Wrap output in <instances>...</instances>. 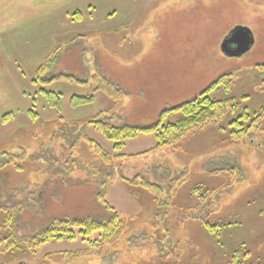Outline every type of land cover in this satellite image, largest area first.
<instances>
[{
    "label": "rangeland",
    "instance_id": "rangeland-1",
    "mask_svg": "<svg viewBox=\"0 0 264 264\" xmlns=\"http://www.w3.org/2000/svg\"><path fill=\"white\" fill-rule=\"evenodd\" d=\"M158 1L135 0L132 10L130 3L127 9L120 10L122 1L117 2L116 12L122 15L109 16L108 30L86 29L85 21L75 13V41L65 44L57 64L44 72L46 77L67 74L73 80L63 78L49 87L35 82L27 66L37 63L36 53L40 52L34 50L22 52L27 58H23L25 65L18 68L21 80L11 75L8 78L4 76V66L14 61L6 58L4 51L0 52V151L16 156L14 162L0 169V205L10 206L25 200L24 211L17 218L21 227L19 235H35L55 219L111 217L96 199L101 190L99 182L87 172L80 169L65 179L57 178L45 170L43 160L32 156L48 144L63 162L67 159L62 155L61 143L51 142L53 133L64 121L79 122L81 132L111 153H117L113 150L114 142L87 122L104 111L105 121L120 125L116 109L122 100L116 102L104 91H95L96 81L85 82L90 75L100 72L115 86L123 87L124 94H129L123 100L124 111L129 110L128 103L133 112L124 123L138 121L139 126L155 123L160 110L153 111L163 102L162 94L180 87L186 79L187 83L197 77L196 81H200V73L203 87L213 73L218 72L214 81L230 74L231 90L219 88L211 96L234 98V109H229L221 127L209 125L190 133L174 151H160L145 159L119 164L114 161L115 179L107 185L104 198L121 215L125 225L114 248H106L98 255L74 257L71 253L86 247L79 239L54 240L43 244L36 253L27 250L11 253L0 245V264H231L235 251H240L242 259L250 252L244 257V264H264V119L260 130L241 140L231 137L230 124L244 108L250 114L264 108V0H197L191 4L190 14L185 10L182 15L180 9L167 8V4ZM102 3L105 8L106 2L96 3L97 15ZM43 4V0H0V34L21 27L24 20L20 18ZM134 10L138 11L130 13ZM182 22H188L189 26L184 28ZM35 23L27 20L33 34L41 30L35 28ZM103 23L106 24L104 20ZM194 24L197 28H191ZM239 25L253 31L255 44L242 56H225L221 43ZM188 28L193 30L186 32ZM11 53L18 58L20 52ZM195 54L203 66H163L170 56L191 59ZM214 63L219 67L214 68ZM38 66L29 70L35 72ZM181 69L191 75L181 76ZM23 72L27 74L24 76ZM38 82L42 83V79ZM58 83L67 92L61 94V112L51 107L41 93L57 91ZM147 92L150 96L139 95L146 96ZM88 95L92 99L78 106L71 102L73 97ZM10 111L15 113V120L2 123V116ZM30 111L37 113L36 121L30 120ZM155 144L154 134L144 133L126 141L121 152L138 153ZM81 157L93 168L106 167L87 146L81 150ZM119 165L129 178L142 173L152 182L165 185L186 171V181L173 198H164L167 206L157 217L152 195L143 187L121 181ZM30 194H34V199L27 200ZM4 219L5 214L0 210V240L8 236L6 228L1 226ZM206 222L213 226L212 232ZM61 252H67L66 257Z\"/></svg>",
    "mask_w": 264,
    "mask_h": 264
},
{
    "label": "trees",
    "instance_id": "trees-1",
    "mask_svg": "<svg viewBox=\"0 0 264 264\" xmlns=\"http://www.w3.org/2000/svg\"><path fill=\"white\" fill-rule=\"evenodd\" d=\"M60 58V50H54L46 57L43 62L38 66L35 71V79L42 87H49L57 83L63 78H69L73 80L70 75L59 74L46 77L44 72L46 69H50L57 64ZM230 74H223L217 80L210 84L208 88L202 91L197 97L183 102L177 106L164 109L157 121L147 126L121 124L114 125L103 119L106 112L100 111L93 118L89 119L87 124H93L94 128L101 131L107 139L114 142L113 150L117 151L116 154L111 153L108 149L101 146L99 143L88 137L86 133L80 131V125L78 123H72L64 121L57 132L53 133L51 142H60L63 149L62 155L67 157L63 162L52 148L48 144L43 145L39 154L32 156L39 157L43 160L45 170L54 174L55 177L67 178L72 175L76 170H84L88 175L96 179L99 182L100 192L96 194V199L99 203L105 206V208L111 214L109 219H94L88 217H73L64 219H55L48 226L40 229L35 235L22 236L19 235L21 227L17 223V218L23 213L25 200L18 201L10 206L0 205V210H3L5 219L1 226L8 231V236L0 240V245L5 246V250L11 253L21 250H27L31 253H36L39 248L48 242L54 240H81L86 243L84 249H79L76 252L71 253L72 256L77 257L79 255H98L106 248H114L115 242L121 239L124 223L121 215L114 210L104 196L107 191V185L115 179V164L128 161L145 159L146 157L155 154L160 151H174L177 149L182 140L185 139L190 133L196 130H201L209 125L221 127L223 119L229 113V109H234V98L219 99L212 97L211 94L216 89L223 88L226 92L232 88V80ZM42 79V83L38 80ZM76 79V78H75ZM92 80L97 82L95 91H104L108 98L113 101L120 102L124 96V91L121 87L115 86L110 82L103 74L97 72L90 75L85 82ZM77 82H83V80H77ZM264 90V88H262ZM47 103L56 109L57 112H61V94L53 90H42ZM92 95L73 97L71 102L73 105L85 103V100H91ZM230 106V107H229ZM30 120L36 121L38 116L34 111L29 112ZM15 119V113L12 111L5 113L1 122L6 124ZM62 119V118H60ZM264 119V108L255 114H250L247 108H244L243 113L230 121L233 126L231 131V137L234 140L244 139L250 132H257L260 130V126ZM222 129V128H221ZM153 133L156 138V144L152 148L141 151L138 153H123L121 149L124 147L125 142L135 139L140 134ZM84 146L95 153L106 165L102 170L93 168L92 164L84 161L81 157V150ZM16 156L7 151H0V169L6 165L14 162ZM123 166L119 165V179L130 186L136 188L143 187L151 195L154 203L156 204L155 214L157 217L161 216L163 207L167 206L164 198L168 196L173 198L180 186L186 181V171L176 175L169 180L165 185L157 182H152L150 177L145 174L137 173L133 178L125 176ZM197 190V189H196ZM31 197H27V200L34 199V194H30ZM1 204V200H0ZM209 230L212 232L213 226L207 222ZM165 231H167L165 223L163 222ZM67 252H61V255L66 257ZM250 252H246L249 254ZM240 251H235L231 264H244L243 259L239 257ZM48 258L51 254L47 255Z\"/></svg>",
    "mask_w": 264,
    "mask_h": 264
},
{
    "label": "crops",
    "instance_id": "crops-1",
    "mask_svg": "<svg viewBox=\"0 0 264 264\" xmlns=\"http://www.w3.org/2000/svg\"><path fill=\"white\" fill-rule=\"evenodd\" d=\"M97 1L99 0H43V5L39 6L36 11L31 13L30 15L24 14L20 19L24 20L20 25L21 27L16 28L13 31H4L0 34V52L2 54V51L5 52L6 58L13 59L14 62H11L8 64V66L5 68L4 66V76L10 78L11 76H14L17 81H20L18 71H20L18 68L23 67L26 63V60L23 58H27L24 56V53L27 51H37L40 52L39 54L36 53V55L39 56L37 59V63L27 64L28 71L33 74V77H35V72L31 71L36 66V64L40 65L43 60L48 57V55L54 51V50H61L63 46L67 43L74 42L75 37V18L73 17L75 13L78 14L77 18L80 20H84V24L86 25V29L90 31H101V30H108L110 23H107L106 21L110 18L109 16L113 13L115 15L113 17H116L118 13L116 12L118 6L115 5L117 2L122 1V8L120 10L127 9L129 6V3L131 4V10H132V2L135 0H101L102 2H106V7L104 8V4L102 3V9L100 10V13L97 15ZM152 3L156 0H150ZM197 0H159L158 2H163L167 4V8L170 7V9H180V13L185 12L187 10L189 13V8L192 3L196 2ZM110 4V6H109ZM93 6V7H92ZM119 10V9H118ZM93 11V12H92ZM138 10H134V12L130 13H136ZM121 12V11H120ZM187 15V14H185ZM183 19L184 16H181ZM27 20H34L36 21L35 28L39 27L41 30L36 33H31L30 27L32 26L27 24ZM88 20L90 22H88ZM103 20L106 24L103 23ZM103 24V25H101ZM184 28L189 26L188 22H182ZM90 25V26H89ZM191 28H197L196 25ZM88 26V27H87ZM93 26V27H91ZM34 28V27H33ZM188 28L185 31L189 32L193 29ZM22 29V32L20 33ZM90 31H87L89 33ZM86 32V31H85ZM84 32V33H85ZM24 33V34H23ZM81 36L83 35V31L80 32ZM20 35V37H19ZM19 37V38H18ZM219 47V43L216 45V50ZM188 49V48H187ZM197 54V50L194 49ZM9 52V53H8ZM11 52L18 53V58H15ZM24 52V53H22ZM33 52V51H32ZM12 55H11V54ZM28 53V52H27ZM8 54V55H7ZM23 57H22V55ZM45 54V55H44ZM193 55L191 59L184 57H179L178 59H175L174 57L167 58L163 64V66L169 67V68H182L187 66H197L201 67L203 66L202 60L197 57V55ZM11 55V56H10ZM13 56V57H12ZM31 55H28V58ZM33 56V55H32ZM169 56V55H168ZM43 59V60H42ZM42 60V61H41ZM16 61V63H15ZM15 63V64H14ZM30 63V62H29ZM158 65V64H156ZM260 65V64H259ZM214 63V68H218ZM29 68L31 70H29ZM27 71V72H28ZM212 71V70H211ZM179 73H182L181 76H188L191 75L187 71H181ZM200 73V71H199ZM27 73L23 75L25 76ZM176 74V72H173V75ZM201 79L200 81H196V79L189 80L187 83V79L185 83V86L182 87L184 83L180 85V87L177 86V88H173L168 94H162L163 102H160L158 108L154 109V113L157 112V110H160L158 114H160L164 109L177 106L183 102H186L187 100L195 98L197 95H199L206 87L210 86L212 82H214V79L218 76V72L216 75L211 74V77H208L206 80V86H201V81L203 79V74L200 73ZM11 75V76H10ZM215 77H214V76ZM22 77V74L20 75ZM189 77V76H188ZM199 79V78H198ZM197 79V80H198ZM32 81V78H30ZM36 82V79L34 80ZM189 84V85H187ZM200 86V87H199ZM59 83L57 84V91L60 94H66L67 92L62 88H59ZM119 87V86H118ZM121 87V86H120ZM123 88V87H122ZM198 90L196 91V89ZM193 90V91H192ZM54 91V90H53ZM146 96L143 94H139L142 97L150 96L149 93H145ZM129 94H124L122 98V102L120 103V108L116 109V115L118 116L119 120H121V124H129V125H136L138 121H132V122H126L124 123V120L129 121L131 118V113L133 112L132 107H130L127 103V106L129 107V110L124 111L125 108V102L127 99V96ZM129 99V98H128ZM51 109V108H50ZM52 112V110H51ZM53 113V112H52ZM15 120V119H14ZM153 121V119H152ZM120 124V125H121ZM147 135V134H146Z\"/></svg>",
    "mask_w": 264,
    "mask_h": 264
},
{
    "label": "water",
    "instance_id": "water-1",
    "mask_svg": "<svg viewBox=\"0 0 264 264\" xmlns=\"http://www.w3.org/2000/svg\"><path fill=\"white\" fill-rule=\"evenodd\" d=\"M255 43L253 31L244 25L236 26L222 41L221 51L229 57H239Z\"/></svg>",
    "mask_w": 264,
    "mask_h": 264
}]
</instances>
